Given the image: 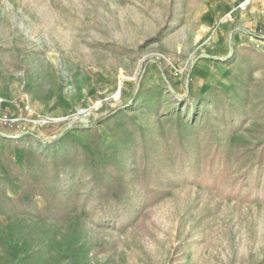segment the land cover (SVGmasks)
Returning <instances> with one entry per match:
<instances>
[{"label":"rangeland","instance_id":"rangeland-1","mask_svg":"<svg viewBox=\"0 0 264 264\" xmlns=\"http://www.w3.org/2000/svg\"><path fill=\"white\" fill-rule=\"evenodd\" d=\"M240 1L0 0V264H264ZM26 106L48 124L5 122Z\"/></svg>","mask_w":264,"mask_h":264},{"label":"built area","instance_id":"built-area-1","mask_svg":"<svg viewBox=\"0 0 264 264\" xmlns=\"http://www.w3.org/2000/svg\"><path fill=\"white\" fill-rule=\"evenodd\" d=\"M251 4V0H243L241 1L235 8V10L237 12H244ZM228 16L231 17V14H229ZM24 110L26 111V115L24 117H20V118H15L13 120L10 119H5V122H23V123H27V124H33V125H38V124H44L47 125L49 120H44V119H35V117L32 116V110L26 106L24 108Z\"/></svg>","mask_w":264,"mask_h":264},{"label":"crops","instance_id":"crops-1","mask_svg":"<svg viewBox=\"0 0 264 264\" xmlns=\"http://www.w3.org/2000/svg\"><path fill=\"white\" fill-rule=\"evenodd\" d=\"M242 1H243V0H242ZM240 2H241V1H240ZM240 2H239V3H240ZM239 3H238V4H239Z\"/></svg>","mask_w":264,"mask_h":264}]
</instances>
